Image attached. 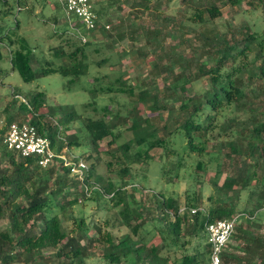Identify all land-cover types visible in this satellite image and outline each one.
<instances>
[{
  "label": "trees",
  "instance_id": "1",
  "mask_svg": "<svg viewBox=\"0 0 264 264\" xmlns=\"http://www.w3.org/2000/svg\"><path fill=\"white\" fill-rule=\"evenodd\" d=\"M150 1L133 0L132 4L148 9ZM182 1L192 4L191 0ZM217 1L231 7L245 2L249 10L262 8L264 17V0H206L202 4H193V12L188 19L201 28L195 34L200 43L199 52L194 62L187 64L188 73L174 72L170 68L174 86H164L166 91L175 88V85L179 87V94L175 92L179 101L173 107L176 115L154 123L150 117L137 114L133 106L129 111L133 114L129 121L120 117L113 121L112 118L106 119V115L83 116L73 110L66 112L65 121L79 118L89 136L91 152L87 157H81L87 164L84 181L89 187L94 184L98 186L92 190L94 195L91 199L95 195L106 197L113 193L109 197L112 207L118 209L121 224L130 227L133 232L137 230L138 223L131 226V220L143 217L141 210L129 204L134 197L133 192L136 194L141 187H125L133 183L136 177L131 171L132 164H146L154 157L149 154L151 149L162 150L159 157L166 158L160 164L161 175L167 176L171 182L176 179L173 173L176 172L177 176L182 164V153L187 154L196 170H205L206 163L201 157L210 154L216 161L215 175L222 172V166L228 167V173L221 184L216 180L207 182L217 192L215 198H209L207 209L196 208L194 213L190 211L198 203L197 198L195 203H189L180 213L175 197L149 191L155 199L159 218H173L168 222L167 229L175 242L180 240L182 226L188 218L191 223H188L190 227L186 231L204 239L202 250L198 248L192 253L184 252L177 263L206 262L209 251L204 238L206 224L234 216L238 209L239 193L247 190V204L240 209V213L247 215L238 218L222 252L221 264H264V214L257 216L259 211L264 210V176L257 172L258 166L264 165V27L254 30L248 25L237 28L229 25V30L224 32L209 27L211 20L221 16ZM24 3L26 0H0V43L4 38L8 39L9 47L18 43L16 49L10 50L11 69L16 70L26 82L49 73L67 76L70 82L85 75L89 65L84 47L91 40L82 43L78 38L80 44L68 42L70 48L67 49L62 44L50 47L51 55L61 60V64L54 66L52 61L45 60L41 68L34 69L33 50L27 40L22 36L16 40L11 38L18 28L15 14ZM160 4L161 0H156L154 7L158 8ZM97 13L100 18L101 10H97ZM10 17L12 20L8 22ZM100 28L104 29L103 26ZM157 32L156 29L154 33L157 35ZM2 58L0 47V61ZM192 67L194 69L191 70ZM201 77H206L207 89L191 96L181 93L186 91L187 84ZM130 90L124 91L132 93ZM147 95V89H141L137 99L143 103ZM151 99L152 102L147 105L151 112L159 115L160 110L172 111L173 108H168V99L172 97L159 100L158 95H154ZM43 102L42 92L31 94L27 103L21 102L19 109L32 114L26 122L35 125L39 133L50 140L52 147L58 142V147H55L58 150L78 145L76 139L69 137L56 139V130H50L48 134L43 132L36 115ZM89 104H95V100ZM119 120L127 125L125 129L131 132V138L101 152L99 142L104 138L111 136L108 147L120 138L121 131L115 133ZM11 122L20 121H14L13 114L7 115L5 126L0 128V264H86L96 244H101V255L108 264H119L122 260H130L133 264H168L169 257L162 256L157 246L139 244L130 234L116 238L111 232H103L95 223L89 224L83 216L69 214L73 205L87 198L81 182L71 177L68 168L61 164L41 167L35 158L22 157L7 149L3 138ZM159 132L162 135H158ZM213 138L218 141L215 151L208 148ZM169 141L173 143L168 144ZM174 142H178L179 148L175 147ZM133 146L135 150L131 151ZM101 153L106 156L103 160L105 171L114 172L118 184L111 177L96 173ZM204 182L202 179L195 180V183ZM249 215L254 216L250 218ZM91 228L95 233H90Z\"/></svg>",
  "mask_w": 264,
  "mask_h": 264
},
{
  "label": "rangeland",
  "instance_id": "2",
  "mask_svg": "<svg viewBox=\"0 0 264 264\" xmlns=\"http://www.w3.org/2000/svg\"><path fill=\"white\" fill-rule=\"evenodd\" d=\"M155 1L151 0L148 9H143L142 6L133 5V0H94L96 13L97 10H101L100 18L97 13L100 21L99 28L97 33L84 32L86 40L82 41L77 36L74 25L67 20L69 17L70 21L76 23L77 17L73 14L67 15L56 0H26V3L20 5L22 9L15 14L18 28L17 33L14 36L11 35V38L16 40L22 36L27 40L33 50L34 69L41 68V63L44 65L45 60L52 61L54 66L61 64V60L51 55L50 47L62 44L67 49L70 48L67 45L68 42L73 41L80 44L79 39L82 43L91 40V43L84 47L89 65L88 71L85 75L74 78L72 82L69 81V77L59 73L41 75L34 81L26 82L16 70L11 69L9 62L10 50L16 49L18 43L9 47L7 46L8 39L4 38L0 43L3 54L0 61V68H2L0 73V128L5 126L7 115L13 114L14 121H28L32 114L28 111L22 112L19 106L21 102L27 103L31 94L42 92L44 102L36 115L43 126V132L48 134L50 130H56V139L63 140L68 137L72 140L76 139L78 145L67 146L68 150L73 155L87 157L91 152L90 145H88L89 136L84 131L79 118L74 117L70 121H65L66 112L69 110L83 116L106 115V119L112 118L113 121L118 117L129 121L133 116L129 111H132L134 106L137 114L150 117L154 123L176 115L173 107L179 101L175 94V92L179 94V87L175 85V88L166 91L164 86L174 83L171 81L170 68H173L174 72L188 73L187 64L189 61L194 62V57L199 52L200 43L195 34L201 28L196 27L197 25L188 17L193 12L195 2L202 4L206 0H191L192 4L182 0H161L158 8L154 7ZM217 5L221 9V16L211 20L209 27H214L221 32L229 30V25L236 28L248 25L254 30L264 27L262 8L258 11L249 10L245 2L236 7L223 4L221 1H217ZM11 20L12 17L7 19L8 22ZM103 23H108L110 28L101 29ZM156 29L158 30L157 35L154 33ZM207 87L206 77H201L187 84L186 91L181 93L184 96H191L196 92H202ZM128 88L132 93L124 91ZM141 89H147L148 93L143 103L137 99ZM154 95H158L159 100L172 97L168 99V108H173L172 111L160 110L159 115L157 112H151L147 105L152 102L151 98ZM93 99L95 104L90 105ZM222 119L221 116L220 120ZM126 127L123 120H119L115 133L121 131L120 138L108 147L107 143L111 140V136H107L99 142V150L102 152L106 148H115L119 143L130 139L132 134L125 129ZM158 135H162V132ZM213 140L209 142L208 148L215 151L218 141L215 138ZM172 143L173 141H169L168 144ZM57 144L58 142H56V148ZM174 145L177 147L178 142H174ZM132 150H135V146ZM162 152V150L153 148L149 151V154L154 156L150 161L146 164H132L131 171L136 177L133 183L125 187H141L136 194L133 192L134 197L129 200V204L141 210L143 217L131 220V226L138 223L135 232L130 227L121 224L118 209L112 207V202L103 195L100 197L95 195L91 199L94 195L91 192L86 199L73 205L69 214L83 216L89 224L95 223L101 227L103 232H111L116 238L130 234L131 238L139 244L155 245L162 256L169 257L168 264H178L184 252L192 253L198 248L202 250L204 239L186 231V228L190 227L188 223H191L188 218L182 226L180 240L175 242L173 235L167 229L168 222L173 218L169 216L164 219L159 218L155 199L149 191L159 192L165 197H175L179 208H185L199 198L193 208L207 209L209 198L212 200L217 195L215 189L207 182L216 180L218 184H221L227 176L228 167L226 170L222 166V172L216 176V161L210 154H204L201 159L206 163L205 170H196L194 169L195 164L189 161L187 154L179 150L183 157L182 164L177 170V176L176 172L173 173L176 179L170 182L167 176L161 175L160 164L166 158L159 157ZM210 153L214 152L210 151ZM100 157L101 160L98 161L95 169L96 173L111 177L113 180L117 179L114 172L105 171L103 160L106 156L101 153ZM257 172L264 176V165L258 166ZM196 179H202L206 183H195ZM115 183L118 184V181L115 180ZM128 191L131 190L128 189ZM228 196H230L229 193ZM247 196V190L239 193L236 205L238 214H240V209L247 204ZM263 214L264 210L259 211L257 216L262 217ZM90 233H95V230L91 228ZM204 238H206L205 235ZM101 252V244L94 245L86 264H108ZM119 264L133 263L130 260H122Z\"/></svg>",
  "mask_w": 264,
  "mask_h": 264
},
{
  "label": "built area",
  "instance_id": "3",
  "mask_svg": "<svg viewBox=\"0 0 264 264\" xmlns=\"http://www.w3.org/2000/svg\"><path fill=\"white\" fill-rule=\"evenodd\" d=\"M56 1L67 15L73 14L77 17L76 23L79 24L77 26L76 23L70 21L69 17H67V20L71 25H74L77 36L82 41L86 40L84 32L98 30L100 21L96 13L94 0ZM101 26L106 30L110 28L108 23H103ZM3 142L7 149L17 152L22 157L35 158V161L41 167H49L56 163L68 168L70 176L81 182L85 196H89L92 190L98 187L94 185L92 189L84 181L87 164L81 156L71 154L67 147H63L61 150L52 147L50 140L39 133L33 124L26 121L11 122L7 126ZM112 195L113 193L107 194L106 197L109 198ZM184 209V207L180 208L179 212L182 213ZM190 211L194 213L196 208H192ZM240 215L243 214L237 213L230 218H220L206 224V242L209 245V251L206 262L202 264H221L222 252ZM253 216L249 215L248 217L252 218Z\"/></svg>",
  "mask_w": 264,
  "mask_h": 264
},
{
  "label": "clouds",
  "instance_id": "4",
  "mask_svg": "<svg viewBox=\"0 0 264 264\" xmlns=\"http://www.w3.org/2000/svg\"><path fill=\"white\" fill-rule=\"evenodd\" d=\"M237 214V213H236ZM240 214H243V213H240Z\"/></svg>",
  "mask_w": 264,
  "mask_h": 264
}]
</instances>
